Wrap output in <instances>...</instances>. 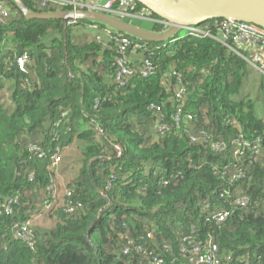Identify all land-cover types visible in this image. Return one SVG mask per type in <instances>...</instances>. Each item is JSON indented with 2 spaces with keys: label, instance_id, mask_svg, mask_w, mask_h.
Returning a JSON list of instances; mask_svg holds the SVG:
<instances>
[{
  "label": "trees",
  "instance_id": "trees-1",
  "mask_svg": "<svg viewBox=\"0 0 264 264\" xmlns=\"http://www.w3.org/2000/svg\"><path fill=\"white\" fill-rule=\"evenodd\" d=\"M21 1L30 11H40L31 0ZM0 2L10 10L0 26V92L7 84L13 87L9 100L0 103V203L17 199L13 214L0 216V264H146L141 256L122 255L121 235L147 247L166 245L171 252L163 257L165 264H179L181 240L192 227L197 240L213 238L221 264H244L240 260L246 254L249 264H264V159L248 164L246 155L237 162L230 146L238 135L251 142L263 135L264 100L258 114L256 100L233 98L243 88L248 64L223 45L218 27L207 26L196 36L177 35L165 45L122 34L145 46L132 64L151 55L155 73L119 87L115 48L77 41L76 27H67L66 21L26 20L11 0ZM146 30L165 28L154 24ZM26 51L30 63L21 73L15 60ZM204 69L209 75L200 83ZM174 70L189 83L184 109L196 115L190 122L195 129L170 128L160 135V115L148 113L147 107L163 106L169 125L172 93L163 80ZM203 107L209 110L207 119L199 112ZM199 128L223 140L225 151L191 143L189 136ZM72 146L79 148L78 174L63 205L47 209L53 202L47 189L54 171L31 147L58 151L61 158L60 152ZM227 166H242L246 179L231 183L213 174L214 167L221 172ZM230 188L249 199L248 208L233 205L235 193L219 198ZM205 203L234 211L233 216L224 226L206 223ZM42 209L56 223L51 229L32 226L35 241L28 247L14 238L12 228L32 221ZM150 231L154 237L147 243Z\"/></svg>",
  "mask_w": 264,
  "mask_h": 264
},
{
  "label": "built area",
  "instance_id": "built-area-1",
  "mask_svg": "<svg viewBox=\"0 0 264 264\" xmlns=\"http://www.w3.org/2000/svg\"><path fill=\"white\" fill-rule=\"evenodd\" d=\"M36 9L50 10L49 12L67 10L70 12L78 11H96L107 14L120 21L133 24L134 21H150L154 24L164 26L165 29L168 26L161 20L155 19L152 14L142 8L137 9V2L135 0H105L102 4L87 3L84 0H31ZM10 10L5 4L0 2V26L5 20L9 19ZM43 13V12H42ZM77 20H67V27H78ZM213 26L220 29L221 35L219 40L223 45L231 52L236 54L245 60L248 64V68L258 72L262 78H264V57L261 56L258 49H262L264 54V31L256 26L239 23L234 21H214ZM89 30L94 32V42L101 46L102 49L113 50L116 49L118 57L115 59V84L119 87L125 86L129 80L140 77L148 78L154 75L155 66L152 61L151 55L148 58L143 57L138 65L132 63L136 61V58L141 56L139 51H145L144 45L139 41H131L128 37L113 32L106 27H100L96 24H88ZM201 33L193 28H188V35L196 36ZM111 42V44H110ZM110 44V46H109ZM15 63L21 73H27L26 66L30 63L29 52H24L21 56L17 57ZM202 79L209 75V69H204L202 72ZM166 86V92H171V101L173 102L172 111L169 115L170 123L167 125L164 122L166 113L161 105L150 104L147 107L148 113L160 115L157 132L163 135L169 131L170 128L177 131H188L193 129L194 126H190V122H193L196 115L185 111V103L189 96V83L185 77L176 70L171 71L167 77L163 80ZM200 114L203 119H207L209 114L208 108L200 109ZM207 123V121H206ZM230 126H236L234 121L227 120ZM195 129V128H194ZM197 135L189 136L191 143L199 144L206 148H210L214 152L223 153L226 149V143L222 141L214 140L209 136L205 129H197ZM101 134L102 131L100 130ZM230 146L233 148V159L240 162L241 158L246 156L248 164L256 163L259 159H264V130L263 135L256 137L254 141L246 140L242 135H238L230 141ZM31 151L39 158H46L54 171L60 164L59 152L49 154L39 147H31ZM214 175H218L223 179L229 178V182L236 183L246 179V173L242 166L239 167H225L219 172L215 167L212 169ZM34 180V175L29 176V181ZM53 183V182H52ZM48 187V191L53 199L52 203H48L47 209L51 208L56 202L55 192L56 185ZM234 194L233 205L238 209H246L250 205L249 199L241 194L238 188H230L222 193H219V198L229 197ZM66 195H69L66 193ZM55 199V200H54ZM260 203V202H259ZM17 204V199H7L5 202L0 203V216H10L13 214V205ZM254 207H258V202L254 203ZM264 209V204H262ZM71 211V210H69ZM203 211L206 215V223H214L216 226H224L233 216L234 211L231 210H218L211 209L210 204L205 203ZM32 222L26 220L23 223L15 224L12 228L14 238L22 241L28 247H32L35 241V237L31 230ZM153 231H150L146 236L147 243L153 240ZM121 239L125 242V246L121 249L122 255H137L141 256L146 264H165L163 257L169 255L171 252L170 247L155 246L151 244L147 247L146 244H135L127 236L121 235ZM177 258H179V264H221V260L218 256V248L214 243L213 238L208 236L205 239L197 240L194 235V228L192 227L189 235L182 238L179 250L177 252ZM249 254H246L240 261L244 264H249ZM176 261V260H175ZM175 261L173 263H175Z\"/></svg>",
  "mask_w": 264,
  "mask_h": 264
},
{
  "label": "water",
  "instance_id": "water-1",
  "mask_svg": "<svg viewBox=\"0 0 264 264\" xmlns=\"http://www.w3.org/2000/svg\"><path fill=\"white\" fill-rule=\"evenodd\" d=\"M26 20H77L99 23L106 28L146 43H165L181 30L214 21L250 24L264 31V0H135L168 28L152 32L96 11L32 12L21 0H11Z\"/></svg>",
  "mask_w": 264,
  "mask_h": 264
},
{
  "label": "rangeland",
  "instance_id": "rangeland-1",
  "mask_svg": "<svg viewBox=\"0 0 264 264\" xmlns=\"http://www.w3.org/2000/svg\"><path fill=\"white\" fill-rule=\"evenodd\" d=\"M83 24L86 25V23L79 21L78 27L82 26ZM134 24H138L139 26L144 27L146 29H150L151 26L154 25V23L150 21H142V20L134 21ZM207 26H212V24L206 23L198 27H193V29L201 32ZM187 35H188V30L183 29L179 32L178 37L183 38ZM79 40L88 42V39L82 36L79 37ZM165 44H167V42L161 43L159 45H165ZM233 98L236 101L244 98H252L256 100L257 113L262 114V103H263L262 101L264 100V78H262V76H260L258 72L252 70L251 68H248V75L244 81L243 88L241 89L240 93L238 95H235ZM205 108L206 107H203L201 109H205ZM60 153H62L60 164L58 165L57 169L54 170V176L52 178L53 181L52 185L53 186L56 185L57 187L55 192V198L57 199V202L53 204L54 209H57L63 205V199L67 193L66 191L67 187L75 180L80 166L79 164L80 162H78L80 153H79V148L77 146L76 147L72 146ZM49 212L50 211L46 209L36 210L33 213V218L31 221L32 226L37 228H44V229H51L52 227H54L56 223V219L52 217V214Z\"/></svg>",
  "mask_w": 264,
  "mask_h": 264
},
{
  "label": "crops",
  "instance_id": "crops-1",
  "mask_svg": "<svg viewBox=\"0 0 264 264\" xmlns=\"http://www.w3.org/2000/svg\"><path fill=\"white\" fill-rule=\"evenodd\" d=\"M84 1L87 3L91 2V3L102 4L104 3L105 0H84ZM94 35H95L94 32L89 30L88 24L86 25L83 24L82 26L77 27L76 29H74V33H73L74 39H76L77 41L79 40V37L82 36L84 38H87L88 41L90 42L94 40ZM12 89L13 87L11 84L5 85V88L0 92V103L4 104L5 102L4 100H9V94Z\"/></svg>",
  "mask_w": 264,
  "mask_h": 264
}]
</instances>
